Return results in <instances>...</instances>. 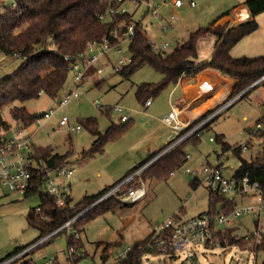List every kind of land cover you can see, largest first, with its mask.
Wrapping results in <instances>:
<instances>
[{"label":"rangeland","instance_id":"rangeland-1","mask_svg":"<svg viewBox=\"0 0 264 264\" xmlns=\"http://www.w3.org/2000/svg\"><path fill=\"white\" fill-rule=\"evenodd\" d=\"M194 1V6L186 4L176 9L170 6L163 7L161 10L163 19H153L154 25L146 27V35L158 43L175 39V43L168 49L171 51L177 44L186 41L192 32L208 26L239 0ZM4 3L11 5L12 0H4ZM3 9L2 6L0 11ZM145 10L146 7L141 5L134 13V18L145 21ZM172 13L176 14L173 27L163 32L161 25L166 23ZM104 20L110 21L111 15H105ZM255 37L257 39L254 40L253 48L244 49L245 52H255L262 42L264 23ZM130 42L123 44L121 55L113 50L109 52L110 59L103 58V63L106 64L103 73L94 75L93 80L90 79L77 87L81 93L80 98L71 99L67 107L59 108L55 115L33 123L25 131L27 135H33L32 140L37 146H53L60 152L72 149L73 153L68 161L71 160L77 170L72 187L71 204L80 200L87 192H98L116 176L120 178L126 174L131 166L137 164L141 158H145L148 148L155 145L159 134H164L170 140L177 139L181 135L180 130L173 129L163 121L164 111L168 105L170 106V100L176 101L181 95L180 85H177L174 93L172 90L176 85H169L158 96L153 97V104L150 107L144 109V104L136 94L137 86L145 82L159 83L163 79V74L149 64L136 69L129 78L114 71L113 64H118L121 57L130 56ZM213 45L212 34L200 38L197 45L198 56L202 58L211 56ZM99 51L100 49L95 48L93 53L97 54ZM20 63L21 59L17 56L0 51V77L12 72ZM103 78L105 82L96 86L95 80ZM190 80L193 82L192 79ZM75 87L74 72L70 70L61 96ZM229 94L225 90L210 109L223 102ZM61 96L52 98L43 94L38 98L16 101L15 104L25 105L30 113H41L57 108ZM96 101L104 107L115 104L128 107V114L133 120L121 135L107 142L104 151L85 155L84 150L88 149L95 139L84 123L86 119H96L102 132H105L112 123L122 124L118 113H106L95 104ZM212 101L206 106L209 107ZM64 115L70 117L72 124L80 123L82 129L71 133L66 126H61L59 121ZM4 117L13 122L8 108L4 110ZM263 117L264 84H259L247 96L236 99L213 119L199 136L193 137V140L198 139L196 142L190 139L184 143V151L190 158L180 168L167 177L145 179L148 194L143 199L129 204L120 203L91 218L79 227V230L72 228L69 235L68 231L60 232L50 241L37 247L29 256L33 259H41L44 256L54 255L58 257L60 264H72L67 258L68 236L79 231L86 255L76 261V264H117V257L126 247L149 237L158 225L163 224L170 217L188 219L208 211L219 213L220 203L214 209L210 207L211 190L205 183L202 168L206 164L215 166L221 161L223 173L231 176L240 166L241 157L251 159L257 156L263 149L264 134L256 135L250 144L248 141L250 133L258 130L257 123ZM14 128L4 133L5 136L15 138L17 132ZM261 131L264 133L263 130ZM211 137L213 140H210ZM223 140L232 147L247 143V148L239 156L232 148L225 150ZM187 169L198 170V177L189 173ZM39 203V194H21L4 187L0 182V258L41 236V231L28 220L29 212ZM253 203H256V199L252 195H235L236 207ZM257 222H260L264 231V211L260 221L253 213H244L234 218L230 225L232 228L228 229L233 230L235 234L247 233L257 228ZM218 227L223 230L227 228L225 224ZM107 243H117V245L110 247L104 258ZM254 248L251 243L240 246L228 243L225 246L222 244L194 246L198 264H260L264 259V249L255 251ZM184 257V251H177L173 256L144 251L140 264H183Z\"/></svg>","mask_w":264,"mask_h":264},{"label":"trees","instance_id":"trees-1","mask_svg":"<svg viewBox=\"0 0 264 264\" xmlns=\"http://www.w3.org/2000/svg\"><path fill=\"white\" fill-rule=\"evenodd\" d=\"M111 3L112 0H12L11 5H6L4 0H0V8L4 7L3 11H0V51L21 59V63L17 68L0 77V147L9 138L4 133L10 131L13 127L19 129L31 126L35 123L36 118L43 113H30L25 105L15 104L16 101L38 98L43 94H47L52 98L61 96L70 71L65 55L83 51L88 40H100L105 34L110 32L120 19L119 16L111 17L110 21L104 20L106 11ZM242 3L248 6L251 18L233 25H230V23L216 25L218 19L229 14V11H225L208 26L200 27L192 32L186 41L177 44L173 50L166 54L156 52L151 46L145 31L137 29L130 42L132 60L118 73L125 78H129L136 69L149 64L163 74V79L159 83L145 82L137 86L136 94L143 104L148 98L158 96L169 85H177L179 80L185 77L193 80L201 71L206 69L219 71L222 75L232 78L234 86L230 94L223 102L207 110L195 120V122L200 121L264 75V54L234 56L231 53L232 48L243 37L258 29L259 23L256 16L264 11V0H244ZM123 17L126 20H131L130 15ZM207 34L215 36V47L210 59L200 62L198 61L197 45L199 39ZM95 81L96 86H100L105 82V79H97ZM259 84H264V79ZM253 88L239 98L247 96ZM7 108L10 110L14 123L4 117V110ZM101 109L111 114L109 108ZM132 120L133 118H129L126 121H121L120 119L122 124L112 123L105 132H102L96 119H86L84 123L93 133L95 139L92 145L84 150V154L94 155L97 152H102L106 143L110 139H115L121 135ZM263 134L262 131L257 132L258 136H263ZM186 141H183L158 158L145 169L141 178L145 180L150 177L157 179L167 177L180 168L186 161V152L183 148ZM171 142L162 149L150 153L138 165L133 167L127 176L156 156ZM223 148L225 150L232 148L239 156H241L243 151L241 146L232 147L224 140ZM72 153V149L60 152L53 146H36V154L45 160L47 167H55L68 162ZM240 159V166L236 169L234 175L248 174L252 181H258L264 186V144L262 151L257 156L251 159L243 157ZM42 182L43 174L42 172H37L33 178L32 187L25 194H39L40 203L37 206H40L42 213L48 216L44 218L37 213V206L32 208L28 214L30 224L41 231L40 237L50 233L84 210L104 190L112 186H107L97 193L85 194L73 205L63 209L56 205L55 197L43 190ZM224 200V195L213 191L210 192L211 209H214L217 204L222 203ZM120 203L119 200L113 198L93 206L73 223L74 230H79V227L91 218ZM229 205L228 209L230 210L235 206V203L233 202ZM75 233L68 236V249L70 247L80 248L84 246L82 238H76ZM67 234L69 235V233ZM220 236L223 246L227 243L239 246L250 244L248 240L238 236L231 229L220 234ZM147 239L148 237L132 245L127 256L117 264H140L142 260L141 254L144 250L139 245L145 243ZM115 245L117 243L105 244L104 258L107 256L108 249ZM25 246L17 247L14 251L1 257L0 261ZM252 246L255 247V251L263 250L264 239L258 244H252ZM80 258H76V260ZM260 264H264V259Z\"/></svg>","mask_w":264,"mask_h":264},{"label":"built area","instance_id":"built-area-1","mask_svg":"<svg viewBox=\"0 0 264 264\" xmlns=\"http://www.w3.org/2000/svg\"><path fill=\"white\" fill-rule=\"evenodd\" d=\"M13 3H15V1H13ZM186 4L194 6L195 1L112 0L105 15L110 14L111 17L114 18L120 16V19L115 23L110 32L105 34L100 40H88L83 51L65 55L69 69L74 72L76 87L67 94L61 96L57 108H51L49 111L43 112L36 118L35 122H41V119H49L55 115L59 108L67 107L71 99L80 98L81 93L78 91L77 87H80L84 82L90 79L93 80L94 75H99L104 72L106 64L103 63V58L110 59L109 52L113 50L121 55L123 53V44L131 41L137 29L146 31L148 25H154L153 19H163L161 14L163 7L170 6L172 9H176ZM141 5L146 7L145 21L136 20L134 18V13ZM125 15H130L131 20H126L123 17ZM175 19L176 14L172 13L166 23H162L161 30L166 32L172 28ZM148 39L153 49L161 54L170 52L168 51L170 45L175 43V39L160 43L151 40L149 37ZM95 48L100 49L97 54L93 53ZM131 60V54L130 56L121 57L118 64H113L114 71L119 72L126 64L130 63ZM97 63L99 64L97 65ZM181 80L182 79H180L177 84H179ZM236 96L223 103L215 111L198 122L189 118L182 119L179 107L177 104L173 103L170 112L163 117V121L173 128L180 130L181 135L162 150L164 154L183 141L199 136L204 126L229 107L237 99ZM152 100V97L148 98L144 106L148 107L152 103ZM95 104L100 108H109L111 113H118L121 121L129 119L128 108L121 104L110 105L108 107L102 106L97 101ZM59 124L61 126H66L71 133L75 131L79 132L82 129L80 123L72 124L68 115H64L60 119ZM257 127V131H252L250 133L248 144H250L251 140L257 135V132L264 129V117L258 121ZM27 128L28 127L17 129L16 137H9L0 147V182L4 187L12 191L26 194L29 188L32 187L35 174H37V172H42L43 190L55 197L58 207L67 209L70 205H73L70 201V185L68 181L76 172V167L67 162L59 166L47 167L45 160L36 154L37 145L34 144L32 140L33 135H27L25 132ZM210 140H213V137H211ZM240 146L245 150L247 148V143L240 144ZM156 156L135 169L122 180L108 187L84 210L68 219L50 233L36 239L16 253L4 258L0 261V264H60V260L54 255L44 256L41 259H33V257L29 255L37 247L48 242L61 231L64 230L69 233L73 228V223L86 211L99 203L113 198L119 200L121 203L136 202L143 199L148 192L145 181L141 178V175L145 169L157 160H154ZM189 158L190 156L186 155V160ZM187 171L198 177V170L187 169ZM202 173L204 174L205 183L210 190L224 195L225 197V200L221 203L220 212L208 211L188 219L172 216L154 229L147 241L139 245L141 249L170 256L175 255L177 251H184L185 257L183 259V264H198L197 253L194 246L221 244L220 234L225 233L228 228H232L230 225L234 218L244 213H253L260 221L261 214L264 211V186L258 181H252L248 174L241 176L234 174L226 176L221 169V161L215 166L212 164L204 165ZM237 194L252 195V197L256 199V203L239 207L234 206L229 210V204L235 203V195ZM36 212L44 218L48 217L42 213L40 206H37ZM223 224L227 226L224 230L218 227ZM262 227L260 222H257V228L254 231L247 233L237 232L236 234L242 236L246 240H251L250 243L255 245L264 239ZM75 237H81L79 232L75 233ZM131 248L132 246H129L122 251L116 259L117 263L127 256ZM85 255L86 250L84 246L80 248L70 247L67 251V258L71 260L72 264H76V261H78L76 258H82ZM142 255L143 253L141 256Z\"/></svg>","mask_w":264,"mask_h":264},{"label":"crops","instance_id":"crops-1","mask_svg":"<svg viewBox=\"0 0 264 264\" xmlns=\"http://www.w3.org/2000/svg\"><path fill=\"white\" fill-rule=\"evenodd\" d=\"M243 1L244 0H239L237 2V4L232 6V8H229L227 10V11H229V14H226L223 17H221L220 19H218V21L216 22V25L225 24V23H230V25H233V24H236V23H239L241 21H245V20L251 18L252 17L251 12H250L248 6L244 3H242ZM256 19L259 23L258 29L255 30L254 32H252L251 34L243 37L232 48L231 53L234 56H241V55L255 56V55L264 54V44H262V42H264V38L262 39V42L259 43L258 48H256L255 52H245V50H244V49H247L249 47L253 48V45L255 43L254 40L257 39L255 36H256L257 32L259 31V29L261 28V26H263V23H264V11L262 13L258 14L256 16ZM215 42H216V38L214 36L213 50L215 47ZM243 46H245V48H243ZM211 56H209L208 58H202V57L198 56V61L201 62V61L208 60V59H210ZM177 85H180V87H181V95L179 96V98L176 101L170 100V106L168 105L165 108L164 114L165 115L168 114L171 110L172 104L175 103V104H177V106L180 109V116L182 119L189 118V119L196 120L200 114L202 115L203 112L209 110L210 107H212L216 103V100L224 93L225 90H227L229 93L231 92V90L234 86V80L230 77L222 75L219 71H216L213 69H206V70H203L202 72H200L193 79V82H191L190 78L185 77ZM177 85L175 86V88H173L172 93H174L175 90L177 89L176 88ZM210 101H212L210 106L209 107L206 106ZM152 104H153V100H152V103L148 107H150ZM148 107L144 106V109H146ZM204 107H206V109H203ZM128 111H129V108H128ZM129 118H132V117L129 115ZM15 129L16 128H14V130ZM173 129H175V128H173ZM173 140L174 139H171V140L168 139L167 137L164 136V134H159V137L156 140L157 142H155V145L153 147L148 148L149 150H147V155L145 156V158L150 153L162 149L165 145H167L169 142H171ZM193 141L196 142L197 139H194ZM104 150H105V147H104ZM145 158H141V160L137 164H135L134 166H131V168L128 170V172L133 167L138 165ZM67 163L73 165L71 160L68 161ZM76 170H77V168H76ZM128 172L126 174H124L123 176H121L120 178H118V176H116L115 178H113V180H112L113 182L112 181L109 183L107 182L108 184H105L103 186V188H101L99 191L103 190L107 186L113 185V184L117 183L118 181L122 180L123 178H125L127 176ZM75 173H74V176H72L68 181V183L70 185V198H72V187H73V183L75 180V178H74ZM93 193H97V192H93ZM93 193L87 192L86 194H93Z\"/></svg>","mask_w":264,"mask_h":264},{"label":"water","instance_id":"water-1","mask_svg":"<svg viewBox=\"0 0 264 264\" xmlns=\"http://www.w3.org/2000/svg\"><path fill=\"white\" fill-rule=\"evenodd\" d=\"M263 79H264V76H262V77H261L260 79H258L256 82H254V83H252L250 86H248L245 90H243L240 94H238V95L236 96L237 99H238L239 97H241L244 93H246L248 90H250L251 88L255 87L257 84H259ZM163 155H164V151L160 152V153L156 156V158H155L154 160L160 158V157L163 156Z\"/></svg>","mask_w":264,"mask_h":264}]
</instances>
